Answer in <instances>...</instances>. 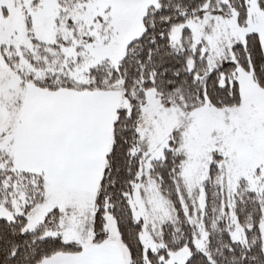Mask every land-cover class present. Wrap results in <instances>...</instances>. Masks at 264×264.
<instances>
[{
  "label": "snow or ice",
  "instance_id": "obj_1",
  "mask_svg": "<svg viewBox=\"0 0 264 264\" xmlns=\"http://www.w3.org/2000/svg\"><path fill=\"white\" fill-rule=\"evenodd\" d=\"M0 264H264V0H0Z\"/></svg>",
  "mask_w": 264,
  "mask_h": 264
}]
</instances>
